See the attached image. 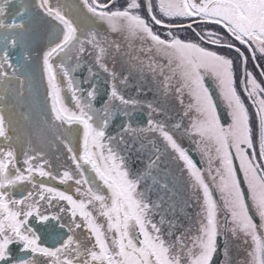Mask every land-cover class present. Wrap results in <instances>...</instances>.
<instances>
[{"label":"snow or ice","instance_id":"obj_1","mask_svg":"<svg viewBox=\"0 0 264 264\" xmlns=\"http://www.w3.org/2000/svg\"><path fill=\"white\" fill-rule=\"evenodd\" d=\"M80 5L91 25L62 0H0V101L24 95L17 73L31 61L38 14L49 25L42 70L50 100L43 144L29 138L19 149L0 106V264H264V0ZM85 65L88 77L77 80ZM133 71L151 76L153 101L124 94ZM209 78L228 110L226 126ZM137 112L143 123L133 126ZM117 114L128 119L113 135ZM126 136L146 155L133 161ZM61 145L71 165L55 167ZM171 162L192 189L184 223L161 168ZM37 224L46 226L43 244ZM233 243L243 261L233 260Z\"/></svg>","mask_w":264,"mask_h":264},{"label":"flooded vegetation","instance_id":"obj_2","mask_svg":"<svg viewBox=\"0 0 264 264\" xmlns=\"http://www.w3.org/2000/svg\"><path fill=\"white\" fill-rule=\"evenodd\" d=\"M62 2L66 3L69 7L71 16L78 20L80 23L85 25H91L92 21L86 18V10H82L80 5V0H62ZM42 14H38L35 25H34V32H33V43H32V57L30 62H26L25 68L19 71L17 74L21 76V78L25 79L24 85V95L23 97L17 98L13 92H9L5 96L4 101H0V106L4 107L3 115L6 118V122L11 120L12 126L15 129L14 132L10 134L17 138V148L21 145L26 147V141L30 138L34 145L39 146L44 142V134L42 133L43 128V121L46 119V113L50 111V100L46 98L47 92V80L43 74L42 70V50L47 47L48 43V34H49V25L46 22V18H41ZM99 28V25H96ZM18 51V50H17ZM13 63L15 64L17 61L15 59V53H13ZM251 67V63L249 64ZM117 71H121L120 65L117 64L116 66ZM11 72V69H9ZM125 75H128V72L125 71ZM74 76L77 80H84V78L88 77L87 72V65L85 67L78 69ZM95 80V78H91ZM237 80H239V75L237 76ZM11 87L15 90L18 85L16 81H12ZM62 87L65 88V95H66V103L71 105L70 100V93L66 92V84H62ZM81 87L88 88L87 84H82ZM99 96L103 97L106 93L108 85L104 83L103 74L99 79L97 84ZM239 87L241 88L242 85L239 83ZM140 89L141 91L139 94L137 90ZM239 91L240 89L237 88ZM124 94L126 96H131L137 98L141 101H153L155 97V84L153 83L151 76L147 74L140 75L139 73L133 71L132 74L129 76L128 79V86L124 89ZM222 101V100H221ZM222 104L225 107L226 112L228 111L226 105ZM95 107H100L99 99L94 105ZM25 117H27L25 119ZM128 118L123 117L122 115L117 114L113 117L112 121H110L109 128L107 131L113 135L117 133L119 128L121 127L122 123H125ZM131 122L133 126L139 125L143 123V116L140 112H137L132 118ZM230 122V118H229ZM227 124H225L226 126ZM75 127V126H73ZM82 135V132H81ZM130 144L131 147V156L133 161L138 156L146 155L145 153H138L137 149L140 147V143L137 141L135 144L132 143V138L129 136L125 137ZM74 143L76 142L75 137L73 138ZM161 150H163V143L161 141H157ZM185 147L188 146V141L184 140L182 142ZM150 147V146H149ZM57 155L60 156L59 163H57L53 159V164L55 167L68 166L71 165V161L67 160L66 150L63 149V146H60V151L57 152ZM194 156L200 160L199 155L194 154ZM51 158V157H50ZM167 161V157H165ZM239 164V161H238ZM200 167L203 168L201 164ZM161 168L164 169L169 173L168 183L169 187L173 189L172 192L168 193L169 197H172V201L176 205V216L177 219L181 221V216L183 214H187L188 209L192 208H185V202L189 201L191 198L192 189L190 187L185 186V182L187 181V176H184L181 179V176L175 170V162L167 163V166L162 163ZM89 175H93L89 173ZM175 181V184L173 183ZM52 186L56 187L59 190H66L68 185L60 184L58 181H49ZM71 183V182H69ZM155 198V193L153 195ZM167 198V197H166ZM216 198L219 199V194L216 193ZM61 204H66V202H60ZM50 212H55L56 209H50ZM55 225V221H51L47 226V229L51 231ZM37 228L41 230L42 239L41 243L43 244L46 236L43 234L46 226L45 225H36ZM235 243L230 244V247H233ZM237 246V245H236ZM13 248L16 246L13 245ZM235 249H233V252ZM237 256L243 257L245 256V252L243 250H237Z\"/></svg>","mask_w":264,"mask_h":264},{"label":"water","instance_id":"obj_3","mask_svg":"<svg viewBox=\"0 0 264 264\" xmlns=\"http://www.w3.org/2000/svg\"><path fill=\"white\" fill-rule=\"evenodd\" d=\"M206 83L208 84L210 90L212 91L213 99L218 106V113L220 115L221 122L224 124H227L229 122V117L227 115V112L225 110L224 105L222 104L221 98L219 97L218 90L215 89V85L213 84V82L210 78L206 81ZM195 159L198 161V159L196 157H195ZM235 165L238 168V166H239L238 160L235 161ZM238 179H240L243 182V173L242 172L238 173ZM242 186L246 189V184H242ZM213 264H216L215 258H214Z\"/></svg>","mask_w":264,"mask_h":264},{"label":"rangeland","instance_id":"obj_4","mask_svg":"<svg viewBox=\"0 0 264 264\" xmlns=\"http://www.w3.org/2000/svg\"><path fill=\"white\" fill-rule=\"evenodd\" d=\"M238 75H239V74H238ZM237 88L240 89V87H239V80H237ZM245 102L247 103V101H245ZM187 179H188V178H187ZM193 211H194V209H192V210H191V209H188V210H187V212H189V213H191V212H193ZM184 216H185V214H183V215L180 217L182 223L186 222L185 219H184ZM232 249H235V252L232 253V258H233V260L235 261V259H236V257H237V255H236L237 250L239 251L240 249L237 248L236 244L233 245ZM245 256H246V253H245ZM245 256H243V257H239L240 260L243 261L244 258H245Z\"/></svg>","mask_w":264,"mask_h":264}]
</instances>
